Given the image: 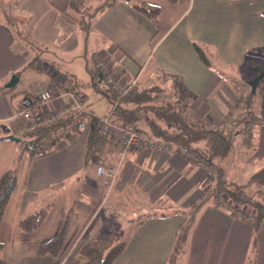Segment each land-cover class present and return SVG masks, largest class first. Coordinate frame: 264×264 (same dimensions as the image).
I'll return each instance as SVG.
<instances>
[{
    "label": "crops",
    "instance_id": "crops-1",
    "mask_svg": "<svg viewBox=\"0 0 264 264\" xmlns=\"http://www.w3.org/2000/svg\"><path fill=\"white\" fill-rule=\"evenodd\" d=\"M69 1L17 0L14 12L10 11L15 18L18 19L17 14L26 19L11 26L0 17V177L13 167L18 175L17 190L0 225V242L5 246L0 264H57L51 256H40L39 248L54 237L62 213L69 208L76 215L68 240L74 243L61 264H88L81 250L113 229L105 220L99 222V210L112 203L125 205L131 201V204L150 202L155 207L144 209L138 215L136 212L137 217L142 215L136 222L142 223L128 225L127 244L113 264H169L179 233L187 226V218L178 210L188 209L202 196L204 183L199 166L190 164L174 148L168 154L131 152L116 168L114 182H107L106 187L96 176L97 166L85 159V132L73 131L67 138L57 140L42 158L28 155L26 148L30 139L18 132L23 95L43 83L50 84L54 95L50 103L41 107L42 112L62 110L69 103L67 94L78 92L84 98L87 117L108 116L116 125H130L126 117L134 115L128 109L112 107L110 111V106L103 111L106 114L97 113L88 105V95L73 72L64 69L40 68L38 72L44 74V81L29 89H17L31 66L30 53L26 42L19 39V31L40 49H51L66 56L74 46L77 48V40L70 42L76 28L70 36L64 37L60 22V11H67ZM147 3L159 9L155 27L124 0H116L94 16L89 36L94 42L95 71L96 60L103 61L113 75H120L126 81L135 79L138 82L134 86L141 89L147 88L139 83L165 75L177 81L180 92L187 94V112L192 120L209 128L217 121L225 124L227 117L236 115L241 104L239 93L245 91L237 82L226 79L227 72L233 68L251 70L253 60L264 61V0H180L175 4L147 0ZM24 26H27L26 31H23ZM18 40V50L14 51ZM195 44L211 59V68L199 60ZM146 72L150 79L143 76ZM12 76L18 81L7 88ZM154 82L159 81L155 78ZM240 82L243 84L244 80ZM96 93H102L105 101L110 102L107 92L96 89ZM256 95L257 92L253 111L262 123L254 131V151H247L248 156L243 153L239 161L237 150L226 162L230 181L247 182L253 173L264 168V94L258 101ZM9 136L19 142L9 140ZM115 147L108 149L106 154L110 158H106L105 167L107 162L112 164L110 168L116 167ZM212 179L207 177V189ZM123 194L124 198L113 201ZM210 194L207 191V201L194 214L185 245L176 254L174 264H249L254 237L250 222L233 217L226 210L227 204L223 202L221 206L218 198L215 200ZM164 201L175 209L170 207L162 212L157 205ZM47 206V216L39 229L23 234L19 223ZM147 212L149 215L144 216ZM255 251L252 264H264V223L257 233Z\"/></svg>",
    "mask_w": 264,
    "mask_h": 264
},
{
    "label": "trees",
    "instance_id": "trees-1",
    "mask_svg": "<svg viewBox=\"0 0 264 264\" xmlns=\"http://www.w3.org/2000/svg\"><path fill=\"white\" fill-rule=\"evenodd\" d=\"M4 1L5 0H0V4ZM115 1L116 0H107L104 4L89 12V8L84 7L83 0H70L67 11H60V22L64 28V37L72 33L73 29L77 25L80 28H86L89 31L91 21L94 16L112 5ZM163 1L175 4L180 0ZM129 2L133 10L146 17L154 27L156 26L159 16L158 8L150 6L147 3V0H129ZM10 8L11 7H7V10L0 9V17L3 18L5 23L12 26L16 22L8 20L9 17L14 18ZM86 14L87 21L84 20V16ZM18 35L21 41L27 43L28 40L25 38L24 32L22 33L19 31ZM193 47L203 65L211 68L213 66V62L205 53L203 48L197 44ZM96 76L98 80L101 79L102 82H105L106 84L102 74L99 77L98 75ZM238 86L245 88L244 92L239 93V100L241 104L233 118L227 117L225 120L226 128H223L222 130L212 129L211 127L209 128L204 124L192 120L191 115L187 112V100L178 101V104L175 106L172 104L169 105L172 107V110L168 113H162L161 110L159 111V108L157 111L156 109L153 110V106L150 104L151 101L156 99L154 97L155 91L152 89H141L134 86V90L131 94H129V96H122V93L113 86H107V89L110 95V103L112 104L114 110L128 109L127 111L130 110V112H138L140 110L149 109L153 112L155 111L156 114L165 119L167 129L161 128L152 121L149 122L150 133L148 135L155 140L164 141L170 144L177 152H179L181 148L189 149L201 163L207 165L213 173L212 184L207 190L208 192H211L210 195L217 198L226 196L227 200L225 199V201H228L226 210H228L233 217H237L238 212H243L244 217L242 221L244 222L247 221L250 216L253 217V221L250 222V224L254 233L252 244L253 250L255 251L257 233L259 227L264 223V204L252 202L250 200L251 197L247 193L251 187H261V189H264V168L256 173H253L247 182L245 180L239 183L234 180L230 181L227 178L228 167L226 162L232 158V156L239 149L246 152L254 151V131L259 125H261L262 120H260L253 111L255 95L250 93V88L247 87L245 82L240 85L238 84ZM127 106H133V108H126ZM89 120H91L92 126L86 133L85 159L87 162L96 165L99 161H102L104 151L114 147L115 145L107 138V136L100 134L96 130V118L89 117ZM68 123L69 120L61 121L57 125L52 126L51 129H58L63 126L66 127ZM46 134L47 132L41 130L36 132L35 138L30 140L26 148L29 156H33L34 144L43 140ZM17 187V169L16 167H13L4 172L0 177V225L9 201L16 192ZM202 199H200L198 203H192L190 205V208L193 209V213L191 215L192 220L194 218V214L204 203V201H201ZM234 206L237 207V212L232 210ZM247 208L251 210V213L247 211ZM48 210L49 206L43 207L39 211L23 219L19 223V230L26 235L35 232L44 222ZM75 219L76 215L72 208H69L62 213L59 226L54 237L46 244L40 246V256H51L57 260V264H61L65 260L74 243H68V240L71 235V231L74 228ZM141 223L142 222L140 221L137 222V224ZM185 228H183V230ZM181 232L179 233L175 252L171 256L169 264L175 263L176 254H178L185 245L188 229H185L183 233ZM127 240L128 237L126 236L123 241H117L114 235L103 236L102 238L86 245L81 250V255L87 260L88 264H113V262L122 254L127 244ZM4 248V244L0 242V255L3 253Z\"/></svg>",
    "mask_w": 264,
    "mask_h": 264
},
{
    "label": "rangeland",
    "instance_id": "rangeland-1",
    "mask_svg": "<svg viewBox=\"0 0 264 264\" xmlns=\"http://www.w3.org/2000/svg\"><path fill=\"white\" fill-rule=\"evenodd\" d=\"M107 0H83V4L84 7L89 8V12L93 11L95 8L101 6L102 4H104V2ZM15 2L16 1H9V0H5L2 4H0V9L2 10H7V7H11L10 9H13V7L15 6ZM14 12V9L12 10ZM13 12H11L12 14H14ZM17 18H11L9 17L8 20H12V21H23L26 18L19 16L17 14H15ZM87 14L84 16V20L87 21L86 18ZM19 17H21L19 19ZM25 18V19H24ZM76 18V17H75ZM14 22V23H15ZM13 23V22H12ZM20 23V22H19ZM16 24V23H15ZM15 24L13 26H15ZM27 25V24H25ZM27 26H24L23 31H26ZM75 35L72 37L70 42H78V46L77 48H75L74 46V50L72 52H70L68 55H63L61 53H57L54 50L51 49H40L39 47H35L33 46L32 43H29L27 41L26 46H27V50L30 53L29 56V61H31L30 65L28 67V72H26L23 75V83L21 85H19L17 87V89H21V88H25V89H29L31 86H34L36 83L40 82V81H44L45 77L44 74L42 75V73L39 74L38 69L40 70L43 68H47L49 67L52 70H66V71H72L73 74L75 75L76 79L79 80L80 84L83 86V88L85 89V92L88 95V105H91L92 107L95 108V111L97 113H105L106 111L103 112L105 110V108L109 109L110 106V111L112 108V104L107 103L105 101V99L102 97V93L97 94L96 93V89H98L99 92H108V89L106 86H109L106 84H104V82H102V80H98L97 78V74H99L98 76H101V74L103 75V78L106 81V76H110L111 78H116V80L119 82L120 87L116 88L117 90H119V92L122 93L123 90H126L128 88H130L129 90V94H131V92L134 90V85L138 82L137 80L133 79L126 81L125 78L121 77L120 75L115 76L113 75V73L111 72V70L104 65V67L102 66L104 63L103 61H98L96 60L97 63V71H95V62L93 59V55H92V48H93V43L92 39L89 36V31L86 28H80L78 25L75 26ZM25 34V33H24ZM70 36V35H68ZM67 36V37H68ZM77 38V39H75ZM75 39V40H74ZM19 43V40L17 42H15V49L14 51L18 50L17 49V44ZM65 54V53H64ZM46 57L49 58V60L46 59ZM50 64V65H49ZM251 68V70H239L237 68H233L230 69L227 72L229 81H234L237 82V84H241V80H244V82H247V80H251L252 78L256 77L255 75H258L261 71L262 68H264V61L258 62L257 60H253L251 65L249 66ZM148 72H146L145 74H143V76H147L148 79L149 76L147 75ZM91 74V75H90ZM158 79L159 82H154L152 83V80L154 79ZM152 79H150V82L147 83H139L141 86H143L144 88L147 89H152L154 90V97L156 99H154V101H151V106H153V110L159 108V111L161 110L162 113H168L172 110V107H170L169 105H173L175 106L176 104H178V101H184L187 97L185 95L187 94H183V92H180L179 88V84L177 83V81L169 79L168 77H166L165 75H159L158 77H153ZM129 86V87H128ZM248 87V86H247ZM249 88V87H248ZM257 95V101L258 99H261L263 97L264 94V79L260 82L259 86L256 89ZM75 95H78L81 97V100L83 102L84 105V98L82 96L81 93L78 92H74ZM128 94V96H129ZM92 96H95L94 99L92 98ZM123 96V95H122ZM110 97V95H109ZM255 98V99H256ZM237 106L238 104L234 103V106ZM123 106V105H122ZM84 108V107H83ZM124 108V107H123ZM126 108L132 109L133 106H127ZM236 109V108H235ZM134 113L133 116L129 115L126 117V122L129 123L130 125H132L133 127H135L137 130L139 129V131H141V133H147L145 134L146 136L150 137L148 134L150 133V129H149V122H154L157 125H159L161 128H165L167 129V123L165 121V119L163 117H161L160 115L156 114V112L152 111V110H140V111H136V112H131ZM87 114V112H86ZM188 115V114H187ZM108 117V116H107ZM84 121L87 122H91V120H89V117L82 118ZM213 127V126H212ZM211 127V128H212ZM223 128H226V124H224L223 121H217L216 124L214 125V127L212 129H218V130H222ZM28 137V136H26ZM29 138V137H28ZM152 138V137H150ZM30 139V138H29ZM153 139V138H152ZM155 140V139H153ZM160 142H164V141H160ZM116 149L114 151H118V148L115 147ZM174 148V147H173ZM183 149V148H181ZM189 150V149H188ZM242 151V153H241ZM108 152V150L106 149L104 151V155L102 157V161H99L98 164H96V166L102 165L105 166L106 162V158L109 157L106 153ZM180 152V150H179ZM247 155V152L239 149V151L236 153V157L238 158V160H242L241 155L242 154ZM113 155H115L113 153ZM244 155L243 159H246V156ZM185 158L190 164L193 165H197L200 167V170H198L200 172L201 175V180L204 183V187L201 189V194L202 196L199 197V200L202 199L201 201H204V203L207 201V165L201 163L198 158L196 156H194L190 150H189V154L187 155V157H183ZM114 162L116 166H120V164L122 163L123 159L118 158V156H116L114 158ZM112 166V164H110V162H107V169H112L110 168ZM115 168V167H114ZM117 171V169H116ZM116 179V172L114 175L113 179H105L104 181V186H106L107 182H114V180ZM100 184V181H98ZM101 185V184H100ZM107 187V186H106ZM101 188V187H100ZM211 193V192H210ZM122 194V193H121ZM249 196L251 197L250 200L252 202H258L261 204H264V189H261V187H251V189L248 191ZM124 194L120 195L119 197H116L113 201L118 200L119 198H124ZM217 197H215L216 200ZM227 200L226 196L225 197H218L217 201L220 202L221 206H223V202L228 204V201H224L225 199ZM224 199V200H223ZM132 200H134L132 198ZM166 202V203H165ZM132 203V201H131ZM125 204V205H115V203H112L110 205H105V207L102 210H99V222H103V220H105L108 224L113 226V229L111 230V233H108L107 235H114L116 237L117 241H123L125 239V233L128 232V229L130 228V226H128L129 224L134 225L135 223H137V219L139 218V216L142 215H138L139 212H144V209H150V207H155V205H153L152 203L148 202V203H144L142 202L141 204ZM164 204H158L157 207L162 208V212H167L168 209H171L170 207H172V209H175L174 206L172 204H169V202L164 201ZM198 203V202H197ZM110 208H109V207ZM109 209H108V208ZM225 207V206H224ZM108 211L106 212L105 210ZM234 208V207H233ZM179 213L183 216H185L187 218V226H186V230L190 228V225L192 224V219H191V215L193 213V209H191L190 207L186 210L180 209L178 210ZM247 211L249 213H251V210L249 208H247ZM137 212V215H136ZM140 213V214H141ZM149 215V213L147 212L146 215ZM116 224V225H115ZM184 229V230H185ZM183 230V231H184ZM183 231L181 233H183ZM105 235V236H107ZM256 254V251H252V254L250 256L249 259V264L253 263L254 260V256Z\"/></svg>",
    "mask_w": 264,
    "mask_h": 264
},
{
    "label": "built area",
    "instance_id": "built-area-1",
    "mask_svg": "<svg viewBox=\"0 0 264 264\" xmlns=\"http://www.w3.org/2000/svg\"><path fill=\"white\" fill-rule=\"evenodd\" d=\"M102 66L104 67V65ZM105 78L107 85L115 88L120 87L116 78H111L110 76H106ZM129 90L130 88L123 90L122 95L127 96L130 93ZM53 95V88L49 83L37 84L23 95L19 105L18 117L20 118V125L18 132L28 136L30 140L35 138L38 130L47 132L43 140L34 144L33 157H44L46 155V149L48 147H53L57 140L67 138L73 131L87 133L92 126L91 122L82 119L85 118V116L87 117V114L83 108L81 97L74 93L67 94L69 103L62 110L42 112L41 107L50 103ZM64 120H69L66 127L63 126L58 129H51L52 126ZM95 127L100 134L107 136L118 148L116 156L120 159H124V157L131 152L148 151L168 154L173 150L170 144L153 140L128 124L116 125L110 121L109 117L96 118ZM180 154L183 157H187L189 150L186 148L180 149ZM117 167L118 166L107 169L105 166L99 165L95 170L96 176L101 180L113 179ZM207 177L208 179L213 178V173L208 167ZM108 209L105 211L107 212ZM232 210L237 212V207L234 206ZM243 217V212H238L237 218L242 220ZM247 221L252 222L253 217L250 216Z\"/></svg>",
    "mask_w": 264,
    "mask_h": 264
},
{
    "label": "water",
    "instance_id": "water-1",
    "mask_svg": "<svg viewBox=\"0 0 264 264\" xmlns=\"http://www.w3.org/2000/svg\"><path fill=\"white\" fill-rule=\"evenodd\" d=\"M129 1V0H124ZM264 79V69L252 80L247 82V86L250 88V93L252 95L256 94V89L259 85V83ZM18 81V78L16 76H12L10 83L6 86L7 88L12 87L16 82ZM9 140L18 143L19 140L14 138L13 136L8 137Z\"/></svg>",
    "mask_w": 264,
    "mask_h": 264
}]
</instances>
